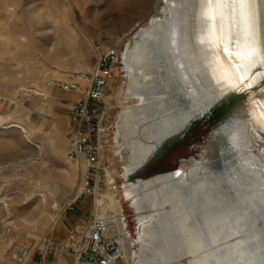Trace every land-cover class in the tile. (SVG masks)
I'll return each instance as SVG.
<instances>
[{"label": "rangeland", "instance_id": "1", "mask_svg": "<svg viewBox=\"0 0 264 264\" xmlns=\"http://www.w3.org/2000/svg\"><path fill=\"white\" fill-rule=\"evenodd\" d=\"M183 1L178 11L163 20L162 28L131 41V61L137 70L130 82L134 93L121 101L118 93L127 85L122 56L132 31L160 9L161 0H0V264H17L9 254L16 241L33 248L45 235L60 242L65 238L66 221L63 217L55 220V206L81 187L86 167L67 155L69 101L78 94L48 85L47 79L91 69L98 45L115 43L116 34L123 35L121 62L109 88L111 133L103 163L107 174L99 183L100 193L109 198L97 204L92 196L84 195L72 216L81 222L96 213L97 205L103 210L112 208V190L127 219L130 264H264V222L258 217V211L264 215V201L244 176L252 171L228 158L232 187L223 182L211 157L200 163L181 160L200 153V147L191 143L201 134L199 124L161 154V159L155 158L137 173L165 140L177 138L194 122L189 118L195 120L199 112L195 116L197 111L192 109L198 103L200 109L204 107L200 99L227 102L231 96L225 91V71L211 79L199 76L186 52L194 37L214 35L208 16L210 9L218 16L216 2ZM127 3L136 6L124 9ZM126 11L131 12L123 15ZM231 23L228 16L223 27L227 34ZM236 24L237 33L244 34L243 23ZM145 63L150 64V73L142 76L138 71ZM184 97L190 98L188 103ZM137 99H141L140 108L126 121L116 146L119 113L138 103ZM168 101L185 107L182 122L169 124V116L177 114L167 109ZM254 109L257 112L259 107ZM242 114L248 115L246 110ZM13 123H23L33 142ZM170 153L176 155L174 159ZM40 154L44 162L35 159ZM154 167H163L164 172L139 177ZM192 172L198 176L193 184ZM5 203L11 210L9 216ZM56 263L58 256L47 250L36 253L32 261ZM117 264L126 262L120 258Z\"/></svg>", "mask_w": 264, "mask_h": 264}, {"label": "built area", "instance_id": "2", "mask_svg": "<svg viewBox=\"0 0 264 264\" xmlns=\"http://www.w3.org/2000/svg\"><path fill=\"white\" fill-rule=\"evenodd\" d=\"M113 38V44L98 45L99 53L91 69L71 70L64 77L47 79L48 85L78 94V97L69 101L71 115L67 155L86 165L80 178L81 187L57 206L55 220L75 211L84 195L92 196L94 201L101 195L99 183L102 176L107 174L103 163L111 133L108 123L109 88L121 62L120 44L123 35L116 34ZM95 211L88 220L70 225L61 242L47 235L40 238L33 248L22 242H14L9 250L11 259L17 264H32L36 253L47 250L54 255L64 251L69 258L67 264H117L123 252L124 237L130 236L127 219L122 213L116 214L111 207L102 213V206L97 205Z\"/></svg>", "mask_w": 264, "mask_h": 264}, {"label": "bare ground", "instance_id": "3", "mask_svg": "<svg viewBox=\"0 0 264 264\" xmlns=\"http://www.w3.org/2000/svg\"><path fill=\"white\" fill-rule=\"evenodd\" d=\"M213 1L216 2V0H213ZM165 2L166 3H163V5L160 7V9L156 13L151 14L147 17L146 22L143 23L141 27H139L138 29L136 28L137 29L136 31H132V32H134V34L130 37L127 48L125 49V52H124V56H122V57H124V63H125V69H126L125 76L127 79V85H125V87L122 88L118 93V97L121 101H123V99L128 94L134 93V90H131V88H130V82L135 77V73L137 70L135 69V67L131 61V53H130L131 52V41L132 40L136 41L137 39L141 38L143 36V34L149 30H152V29L158 30V29L162 28L163 20L165 18H167L168 14L171 11H175V12L178 11L182 7V4L184 1L183 0H166ZM215 5H216V8L218 9L217 3ZM229 17H231V14L229 15ZM235 21L238 23L239 19L237 18V19H235ZM139 24L140 23H138V25ZM223 32H224L225 38L227 39V36H228L227 31L225 30ZM206 40H209V41L206 42ZM240 45L243 46V44H240ZM186 46H187L186 52L188 55L187 56L188 61H194L193 64L196 67V69H197L196 72H198L199 76L202 75V76H206L207 78L211 79V77L215 76V74L219 73L220 71H225L229 63L236 64L235 63L236 59L234 58V56H231L230 53H226L222 49V46H219L217 44V37H216L215 33L213 36H209V38H207V37H204V38L194 37L193 39L188 41V44ZM24 62H25V60H24ZM24 62H22V63H24ZM25 64L26 63H24V65ZM217 65L220 67L219 69H217V67H216ZM138 73L140 75L142 74V76L149 74L150 73V64L145 63V65L141 69H139ZM151 77H153V75H151ZM224 79H225V81H228L227 86H225V91L231 92V87L232 88L238 87V85L234 81L228 79L227 77H224ZM188 99H190V98L184 97V100H186L187 103L189 102ZM137 100H138V103L127 105L119 113V119L116 121V125H117V136L115 139L117 142L116 146H119V144H120L119 140L122 138V129H123L126 121L130 117H132L140 108L141 99L140 100L137 99ZM199 101L202 102L204 105H207L206 101H204L202 99H200ZM213 102H218V101H213ZM255 107L258 108L259 106H257L256 103H254L253 106H251L248 109H245L244 105H238V106L232 105L231 106V112H229L226 117L221 119L220 122L218 124H216L210 130V132H208L205 135V137L202 141H200L198 144H196V146L200 147V149H201L200 153L198 155H191V156L186 157V158L192 159L193 162H195V163H200L201 161H205L211 157L212 158L211 162H212L213 166L222 172L221 177L223 178V182L225 184L232 186V187H233V185L230 182V174H229V171L227 170L226 160L228 158H230L233 161H236V162L239 161V163L244 164L250 171H252V172H250V174L245 173L244 176L250 180L251 188L258 193L257 187L255 188V185L253 183L254 182L253 172L257 171V172H262V174H264V149L262 148L264 143L263 144L257 143L258 138L261 136L255 134V132L251 128V125L253 124V126H254V124H256L259 127H261V126L264 127V120H262L260 118V115H259L262 108L259 107L258 111L256 112V110L254 109ZM171 108H172V111H174L175 114H177V115L169 116V118L167 119L169 124L170 123H174V124L178 123L177 121L182 122V114L185 115L183 108H185V107H183L181 105V103H180V108L176 105L174 106L173 104L170 105V102L168 101L167 102V109L171 110ZM193 110L197 111L196 113L193 112V115H195V116L198 115V112L200 113L201 109L199 107V103H198L197 107L195 106V108L192 109V111ZM245 110H246V112H247V110L248 111L250 110V113H248V115L245 114V115H247V117H245L242 114V112ZM172 111H170V113H172ZM190 118H189V121H190V123H192L193 121L195 122L198 117L195 120L193 119V117L191 119ZM170 120H171V122H170ZM250 121H252V124L250 123ZM12 126H16V127L21 128L23 130L25 136L31 142H33L31 140L29 134H28L26 126L23 123H13ZM175 129H177V124L175 126ZM177 136H178V134H177ZM222 140H224L226 142V144L224 142V144L220 145L219 142ZM35 144L40 148V151L42 152V148L40 147L38 142H36ZM160 147L153 157H155L160 152ZM255 147H256V150H255ZM35 159L38 160V162H44V160H45L41 156V154H40V156H38ZM182 159H185V158H182ZM244 159L246 160V162L244 161ZM21 163H17V165L19 166V164H21ZM23 164L26 165L24 162H23ZM255 164H256L257 168L254 167ZM239 168L241 169L240 166H239ZM1 169H2V167L0 166V170ZM192 177L193 178H192V181L190 183L193 184V182H195L198 179V176L196 175L195 172L194 173L192 172ZM109 179H111V178H109ZM41 183H42V180H41ZM258 195L264 201V197L262 195H260L259 193H258ZM109 196H110L111 201H112V205H113L112 208L115 210L116 214H120L122 208H121V205H119V203L116 201V198L113 195L112 190H109ZM105 197L109 198L104 194H101V197L98 196V198H97L98 203L103 204ZM44 198H45V195L43 194L42 199H44ZM57 206H58V203L55 206V208ZM249 206L251 207V209L253 211H258V209L255 206H252V205H249ZM6 210H7L6 211L7 215L8 216L11 215V210L7 204H6ZM102 213H104V212H102ZM258 217H259L261 222H264V215L261 214L260 211H258ZM120 219H121V216H120ZM5 220H7V218H5L4 221ZM124 221H126V219H124ZM131 244H132V242L129 240V236H125L124 237L123 252H122L121 258L124 259L126 264H130L129 256H130Z\"/></svg>", "mask_w": 264, "mask_h": 264}, {"label": "water", "instance_id": "4", "mask_svg": "<svg viewBox=\"0 0 264 264\" xmlns=\"http://www.w3.org/2000/svg\"><path fill=\"white\" fill-rule=\"evenodd\" d=\"M166 0H161L162 4L166 3ZM255 17H256V42L257 47L264 46V0H257L256 6H255ZM232 23H231V31L227 36V42L229 46V50L231 52H234L237 49V45L244 44L245 42V34L237 33V24L235 19H233V16L231 15ZM223 49V47H222ZM224 50V49H223ZM237 63V61L235 62ZM248 76L251 81V87H241L238 85L236 88L231 87V92L229 93L231 96L229 99H227V102H209L207 105H204V107L201 109L198 118L194 123H192L186 131H184L180 136L173 139H168L163 142V144L160 147V152L150 159L146 164H144L141 169L137 171V173L142 172L155 158L159 157L164 150L168 149L172 144H174L179 139L185 138L186 135L190 132V128L192 126H195L196 124H199L201 128V135L199 138H193L191 140V143L196 146L200 141H202L205 137V135L210 132V130L220 122L221 119L227 116L229 112H231V106L232 105H244L245 109L250 108L251 106L256 103L257 106L263 108L264 107V64L260 62V59L258 58L256 60V63L254 67L250 68L248 72ZM247 113H250V110H247ZM251 118V117H250ZM252 124V121H250ZM251 128L255 132L256 135H259L261 137L258 138L257 143H264V129L257 126L256 124L251 125ZM264 149V144L262 146ZM194 155V154H191ZM189 155V156H191ZM188 156V157H189ZM186 158L185 156L181 157ZM179 166V165H178ZM256 164H255V166ZM175 168L166 170H174ZM164 172V171H161ZM160 173V172H157ZM253 178H254V185L255 188L257 187V191L260 195L264 197V174L262 172H253ZM153 175V174H152ZM151 176V175H150ZM139 177H144L140 175Z\"/></svg>", "mask_w": 264, "mask_h": 264}, {"label": "snow or ice", "instance_id": "5", "mask_svg": "<svg viewBox=\"0 0 264 264\" xmlns=\"http://www.w3.org/2000/svg\"><path fill=\"white\" fill-rule=\"evenodd\" d=\"M212 0H209L211 4ZM218 5V16L211 9L208 19L212 22V30L216 34L217 44L229 53L228 42L224 36L223 27L225 20L231 14L233 19H239L244 26L245 42L243 46L237 45V50L231 52L237 63H229L225 75L241 87H251L248 76L249 69L254 67L256 60L264 64V46L257 47L256 42V17L255 6L257 0H216ZM260 118L264 120V108L260 112Z\"/></svg>", "mask_w": 264, "mask_h": 264}, {"label": "crops", "instance_id": "6", "mask_svg": "<svg viewBox=\"0 0 264 264\" xmlns=\"http://www.w3.org/2000/svg\"><path fill=\"white\" fill-rule=\"evenodd\" d=\"M123 5H124V4H123ZM135 6H136V5L133 4V3H127V4H125V5L123 6V8H124V9H125V8H135ZM123 8H122V9H123ZM130 12H131V11H126V12L123 13V15H124V14H125V15H129ZM72 98H73V97H72ZM73 99H75V98H73ZM72 212H73V211H72ZM72 212H69L65 217H63V218L65 219V221H66V223H65V225H66V229H65V230H67L68 227H69L70 225L75 224V223L78 222V221L75 220L74 217L72 216V215H73ZM56 255L58 256V260H59V263H60V264H67V263H68L69 258L67 257V255L65 254L64 251H59V252L56 253Z\"/></svg>", "mask_w": 264, "mask_h": 264}, {"label": "trees", "instance_id": "7", "mask_svg": "<svg viewBox=\"0 0 264 264\" xmlns=\"http://www.w3.org/2000/svg\"><path fill=\"white\" fill-rule=\"evenodd\" d=\"M200 135L201 134L199 133L196 138L200 137ZM162 169H163V167L148 168L142 173V175L143 176H149V175H152L153 173H157V172L162 171Z\"/></svg>", "mask_w": 264, "mask_h": 264}, {"label": "flooded vegetation", "instance_id": "8", "mask_svg": "<svg viewBox=\"0 0 264 264\" xmlns=\"http://www.w3.org/2000/svg\"><path fill=\"white\" fill-rule=\"evenodd\" d=\"M167 150H168V149L164 150L163 153H164V152L167 153V152H168ZM163 153H162V154H163ZM164 154H165V153H164ZM169 155H170L169 158H171V159H174V157L176 156L175 154H171V153H170ZM163 157H164V156H163ZM157 159H161V157H158Z\"/></svg>", "mask_w": 264, "mask_h": 264}]
</instances>
